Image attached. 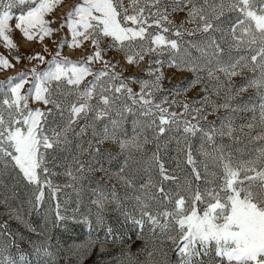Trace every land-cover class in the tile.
<instances>
[{
	"label": "snow or ice",
	"instance_id": "snow-or-ice-1",
	"mask_svg": "<svg viewBox=\"0 0 264 264\" xmlns=\"http://www.w3.org/2000/svg\"><path fill=\"white\" fill-rule=\"evenodd\" d=\"M63 3L64 0H0V44L9 55L19 51L13 39L14 31H19L27 42L43 44L48 38L57 47L47 62L43 54L49 52L47 46L42 52L27 55L28 63L37 64L0 82V184L6 173L25 181L26 186H31L27 203L36 212L45 204L47 189L48 199L56 202L45 210L46 220L50 218L54 228L64 231L72 225L87 226L89 240L83 254L88 255L89 249L97 244L103 252L109 237L115 242L112 229L105 230L103 240L93 237L92 231L94 224H103L107 205L119 201L115 191L106 194L100 185L90 201L95 206L94 212L90 209L77 215V208L69 214L66 208L62 210L58 200V186L48 179L54 173L50 172L46 157H55L60 145L68 142L70 131L82 135L90 122L115 113L120 120L112 119L111 128L105 126L99 134L94 133L96 145L89 142L88 149L90 155L103 156L98 145L111 139L121 152L128 151L114 177L122 186L134 187L130 176L120 173L126 167L131 172V149L143 150L148 137L144 136L141 142L139 135L148 129L158 141L166 132L177 135V147L183 157L176 165L180 169L183 164V176H178L175 170L169 174L157 143L156 150L144 161L157 169L158 180L148 181L156 190L134 195L139 219L127 215L126 219H132L141 230L145 224H150L154 233L159 229L158 238L171 241L178 264H264V0H130L128 6L124 0H78L57 20L54 13ZM17 8L19 14L13 11ZM179 11L186 12V19L177 25L169 17ZM184 23H193L195 27L185 29ZM53 24L58 27L53 28ZM57 34L63 36L59 42L52 40ZM85 42L91 46V52L83 60L72 61L62 56L65 46L79 49ZM112 49L121 52L129 65H138L146 56L150 57L149 67L145 69L150 78L138 81L139 92L128 87L122 73L114 71L113 61L104 59ZM165 52L169 67L194 74L195 78L187 82L188 87L199 84L204 93L201 98L193 99L190 104L170 100L167 95L155 98L161 89L160 57ZM13 59L16 64L21 62L20 55H14ZM94 63L102 65L99 71L90 67ZM152 64L161 67L153 69ZM38 65L46 66L38 70ZM14 66L5 55H0V70ZM245 70L254 75L234 85L233 77ZM88 76L93 79L81 89ZM205 79L211 82L210 88ZM25 85H28L26 90ZM252 87L259 94L258 103L253 104L251 98L248 102L232 103L236 96ZM221 93L223 103L210 99L211 95L220 97ZM94 98L97 103H90ZM30 101L42 107L33 109ZM222 109L225 115L205 123L209 115ZM257 109L260 131L244 134L247 144L253 145L251 150L223 143L224 137L237 141L244 127H255L251 122L237 126L235 117L238 112ZM126 114L133 117L131 138L117 132ZM81 119L85 125L77 131L74 125ZM197 137L200 141L197 151L203 160L194 157L189 143L190 138ZM73 162L75 168L65 170V175L73 181L81 179L85 172L96 170L91 160L87 166L75 157ZM165 181L173 183L166 188ZM13 197H16L14 189L12 197L5 196L0 201L6 206V214L36 232L23 219L22 208L8 204ZM90 216L95 220L89 219ZM18 236L7 222H0V264H57L59 258L69 259L53 251L46 236L43 242L30 240L31 249L25 252L21 248L22 236L19 240ZM152 256L150 253L145 264H168L167 251L160 252L159 260Z\"/></svg>",
	"mask_w": 264,
	"mask_h": 264
},
{
	"label": "rangeland",
	"instance_id": "rangeland-1",
	"mask_svg": "<svg viewBox=\"0 0 264 264\" xmlns=\"http://www.w3.org/2000/svg\"><path fill=\"white\" fill-rule=\"evenodd\" d=\"M78 0H64V3L61 4L57 10L55 11L54 15L59 20V18L63 15H65L72 6H74ZM125 6H128L130 3V0H124ZM16 14H19L20 9H14L13 10ZM231 15V14H229ZM174 24L179 25L186 19V12L185 11H179L172 13L169 17ZM15 21H13V24ZM53 28L58 27L57 24L52 25ZM195 24L193 23H184L185 29H191L194 28ZM13 39L14 42L17 43L19 51H14L11 55L8 54L7 50L4 49L2 44H0V55H5L9 61L14 64L15 66L7 71L0 70V82L6 81L9 78L18 76L22 71L26 69H30L33 65H36L37 62L33 61L31 64L28 63L26 56L29 54H35L37 52H42L43 47L47 46L49 49L48 53H43L45 55L46 62L52 58V55H54L55 51L57 50L56 44L52 43L48 38H46L43 42L37 43L36 41L33 42H27L24 40L19 33V31L13 32ZM63 36L61 34H57L54 37H52V40H55L56 42H59ZM196 37H186V39H194ZM70 39V37H69ZM104 45L102 44V47ZM91 52V46L85 42V44L79 48V49H73L65 46L62 49V56L67 57L68 59L72 61H80L83 60L87 54ZM14 55H20L21 56V62L19 64H16L15 60L13 59ZM104 59L111 60L116 64V68L114 69L117 73H122V79L125 80V82L128 84V87H130L134 92L140 91V83L138 81L140 80H148L150 77L148 73L145 71L146 68L149 67V59L150 57L146 56L143 61H141L138 65H129L126 62V59L123 57V54L115 49H112L111 51H108L107 54L104 56ZM160 59L162 60V67L161 65L152 64L151 67L153 69L157 67H161V71L163 73V79L161 81V89L156 93L155 98L158 100L159 97L167 95L169 99H176L181 101L182 103H191L193 99H199L201 98L204 93L200 89V85L198 84L195 87H188V81L186 79L188 78H195L193 73L187 72V71H177L173 67L168 66V53H164ZM46 65H38V70H42ZM90 67L93 68V71H99L102 67L100 63H94L93 65H90ZM201 75H205L206 73H201ZM216 75L221 76L223 78V75L221 73H217ZM254 74L251 72H248L245 70L241 75L233 77L232 83L234 85H240L238 82H240L243 78L251 77ZM135 77L136 80L134 81L132 78ZM92 76H88L85 78L83 83L81 84V89L84 87L85 84L88 83V81L92 80ZM192 80V79H191ZM184 82V83H183ZM244 82V81H243ZM242 82V83H243ZM204 83L208 85V87H211V82H209L207 79H205ZM28 85H25V90L27 89ZM187 88V91L184 90ZM179 92V94H177ZM251 98V102L253 104L258 103L259 100V94L257 92V89L252 87L248 88L245 92L239 94L236 96V98L232 101L233 104H239L241 102H248ZM69 99L75 100V97H70ZM210 99L214 101L215 103H223V93H221L220 97H217L215 94L210 96ZM90 103H97V100L94 98L90 101ZM31 108H41L42 105L38 102L30 101ZM51 107V106H49ZM46 110V109H45ZM225 110H220L218 113L211 114L208 116V121H216L218 116L225 115ZM92 115L91 113L89 114ZM255 117V119H254ZM51 119V117H50ZM108 119L109 125H106L105 121ZM117 119L120 120L119 116H116L115 113H112L111 116L105 117L102 120H96L89 123V127L86 129L85 133L82 135H75L73 132L68 133V142L66 144H61L59 150L55 152V157L53 158L52 155H49L46 157L48 161V168L50 169L51 173L48 176V179L53 183V185L58 186V200L62 205V210L64 208L67 209V212L71 214L74 209L79 208V211L77 213H81V210H84V213H88L89 210H92V205L90 201L94 199V192L98 190V187L100 186V183H104L105 185H110L111 187H115L114 189H118L124 197L130 202V203H136L132 197L135 195L133 192V189L127 188L125 186H122L120 183L117 182V180L114 178L115 175L118 173L119 168L121 167L124 159L128 156V151L121 152V149L119 145L115 142H113L111 139L105 140L103 143L99 144L100 147L112 150L110 153H106L105 151L101 152L104 153L103 156L100 155V153H91L88 149V143L91 142L93 145H96V139L94 138V133L99 134L103 131L104 127L107 126L111 128V120ZM143 120L144 118H140ZM132 118L129 114H126V118L121 122L120 128L117 130L118 135L123 136L125 133L129 138H131L133 133V125H132ZM253 123L256 125L252 129H248L247 127L243 128V132L240 134L241 139L237 141L231 140L229 137L223 138V143L225 144H235L237 147L245 148L250 151L253 145L247 144V139L244 136V134L248 132H252L253 134L260 131L259 127V110L257 109L255 112L248 110L244 112H238L235 117V124L237 126L243 125L246 123ZM85 125V120L81 119L79 121V124L74 125L76 130L78 131L80 127ZM139 127V125H138ZM151 131V129H148ZM145 133V132H144ZM144 133H141L139 136L143 135ZM152 134V131H151ZM140 138V137H139ZM153 144V148H150L148 144H144L143 150L141 152H137L135 149H131L132 152V158H129V165L131 167V172H129V169L126 167L124 173H120V175L128 174L133 175L136 173L142 174L144 179L146 180V184L148 185L149 190L151 184H148L149 178L152 179L153 182L158 180L157 175V169L155 167H149L148 164L144 163V161L147 159V157L156 150L157 143L160 144L159 148V155L165 165V168L168 170L169 174L175 170V173L178 176H183V164H181V168L177 169L176 165L179 160H182V154L180 153V149L177 147V135L173 133H165L164 136L160 137L159 141L155 138L153 141H151ZM189 143L191 144L192 150L194 152V157L198 160H203V156L197 151L200 147V141L199 138H190ZM256 143H259L257 141ZM151 144V145H152ZM181 148L185 147L183 140L180 141ZM81 148L84 149L83 152H81ZM186 150V149H185ZM51 154L53 150H48ZM244 156H247V152L243 153ZM76 158L82 162L86 163L89 160H91V166L95 168V171H89L85 172L84 176L76 181H73L72 177H69L65 175L66 167L69 169H74L75 164L73 162V158ZM133 158L135 159L136 163L133 164ZM103 168L105 171H101L100 169ZM6 175V174H5ZM4 175V176H5ZM109 176H113V179H108ZM148 179V180H147ZM167 183H173L172 181H165L164 185H167ZM72 185V186H69ZM1 186V184H0ZM1 193V191H0ZM45 204L43 205L42 209L40 211H44L48 208V205L50 203H55L56 201H50L48 199V191L45 189ZM20 197L22 199V215L23 219L26 222L32 221V217L35 214H38L36 211H31L30 206L28 205L27 201L31 198V186H28L23 191H20ZM4 198H2V195L0 194V201H3ZM9 204V201H8ZM13 208H17L14 204H9ZM84 209H82L84 206ZM19 206V205H18ZM82 207V208H81ZM39 211V212H40ZM76 213V214H77ZM0 222H7L9 228L14 233L19 234V230H24L25 232H30L27 227L22 226L20 222H18L14 218H10L6 214V206L0 202ZM47 223L49 224L48 230H46L45 236L50 239L52 232L56 229L51 224V219H47ZM21 227V228H20ZM87 243L79 244L78 246H75L76 248L73 250V258L68 259L67 261L64 260H58L57 264H106L103 263L102 258H100V255L97 253V249H89V254L84 255L83 254V248ZM161 244V243H160ZM172 246V244H171ZM164 246L163 244L159 247H152L150 246L149 249H144L140 253L135 254H129L127 258V263H121V264H145V262L149 259V254L152 253V259L159 260L160 259V252L161 251H167V261L168 264H178V256L177 253L173 250H171L173 247ZM26 249V248H25ZM27 251H30V247H27ZM148 251V253L146 251ZM77 256L80 257V259H77ZM139 262V263H138Z\"/></svg>",
	"mask_w": 264,
	"mask_h": 264
},
{
	"label": "trees",
	"instance_id": "trees-1",
	"mask_svg": "<svg viewBox=\"0 0 264 264\" xmlns=\"http://www.w3.org/2000/svg\"><path fill=\"white\" fill-rule=\"evenodd\" d=\"M191 79L193 78H188L184 82L190 81ZM244 80L245 78H243L238 83L240 84ZM130 117L133 119L131 115ZM105 123L106 125H109L108 119H106ZM144 136H147L148 141H150L148 146L150 145L149 147L153 148L154 146L151 141H153L155 137L151 134V131L147 130V132L139 136L141 142L143 141ZM99 148L101 149L102 147L99 146ZM101 150L105 151L106 153H110L112 151L110 149H107L106 147L102 148ZM130 178L134 185V187L131 189H133L135 195H142L144 192L151 193L156 190L153 187H150L147 191L148 187H141V185L146 184V180L144 179L142 174L135 172V174L130 175ZM171 184L167 183V185L164 186L167 188ZM100 185L103 186L106 194L114 190L116 196L119 198L118 202L116 200H113V202L111 204H108L107 207L104 209L103 224L100 226H95L94 224L93 226V237H98L100 240H103L105 230L107 228H111L115 239V242H112L113 238L109 237L108 243L104 245L103 252L100 251L99 244L94 247L95 250L97 249V253L100 255V258H102L103 263H127V258L129 254H133L134 256H136L135 254L140 253L144 249H149L150 246L154 248L159 247L162 244L164 246H171V241H165L162 238H158L159 229H156L154 233L150 231L151 225L145 224L143 230H141L132 222V219H126V215L129 217L135 216L137 219H139L140 213L138 207L136 206V203H130L118 189H114L115 187L105 185L104 183H100ZM27 187L28 186H26L25 181L20 180L18 177H14V174L10 175L6 173V175L3 177V183L0 186V194L2 195V198H4L5 196L12 197V192L14 189L16 197L18 198L13 197L9 199V204H14L17 208H20L22 206L20 191H23ZM82 207L81 208L84 209L85 205ZM95 210V206H93L92 211L94 212ZM81 213H84V210H81ZM79 214L80 213H77V215ZM89 219L94 221L95 217L90 216ZM31 220L32 221L27 222V224L30 225L31 228L36 229V232H25L24 230H19L20 232L18 240L19 237L22 236L21 248H23L25 252H28L27 247L31 248V244L29 243L30 240L34 242H43L45 240V236L38 235V233L44 232L46 234V230H48L49 226L46 220L45 212L43 210L38 212V214H35ZM21 225L25 226L24 224ZM89 231L90 229L83 224L72 225L68 231L56 228L52 232L50 237L51 244L53 246V251H58L61 256H67L69 257V259L73 258V250L76 248L75 246L88 242ZM171 247H173V245ZM148 251L146 252L148 253ZM58 260L67 261L68 259L66 260L63 258H59Z\"/></svg>",
	"mask_w": 264,
	"mask_h": 264
}]
</instances>
